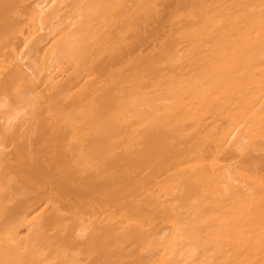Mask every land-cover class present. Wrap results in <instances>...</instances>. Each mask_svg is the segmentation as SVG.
I'll return each instance as SVG.
<instances>
[{
  "label": "bare ground",
  "instance_id": "6f19581e",
  "mask_svg": "<svg viewBox=\"0 0 264 264\" xmlns=\"http://www.w3.org/2000/svg\"><path fill=\"white\" fill-rule=\"evenodd\" d=\"M0 264H264V0H0Z\"/></svg>",
  "mask_w": 264,
  "mask_h": 264
}]
</instances>
